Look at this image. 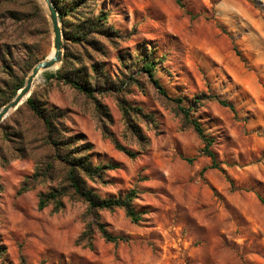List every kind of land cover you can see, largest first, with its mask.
Here are the masks:
<instances>
[{
	"label": "rangeland",
	"instance_id": "rangeland-1",
	"mask_svg": "<svg viewBox=\"0 0 264 264\" xmlns=\"http://www.w3.org/2000/svg\"><path fill=\"white\" fill-rule=\"evenodd\" d=\"M182 3L88 0L65 12L60 23L70 35L106 17L84 42L64 36L63 62L69 55V69L92 86L112 81L119 89L92 100L47 79L62 62L32 91L47 108L64 113L62 138L76 140V148L91 146L93 164L107 165L101 177L87 179L89 187L102 198L136 189L133 204L142 220L133 222L120 208L99 211L108 231L127 241L108 242L95 231L88 246L78 243L85 203L65 198L60 209L38 208L39 196L61 182L59 174L18 193L47 154L38 122L21 105L0 126V264H264V203L258 198H264V0ZM51 49L44 0H0V102L10 86L26 81L32 60ZM147 61L156 65L169 97L191 107L214 139L225 172L210 168L212 159L200 154L202 140L150 82ZM202 95L227 100L237 113L215 100L196 106Z\"/></svg>",
	"mask_w": 264,
	"mask_h": 264
},
{
	"label": "trees",
	"instance_id": "trees-1",
	"mask_svg": "<svg viewBox=\"0 0 264 264\" xmlns=\"http://www.w3.org/2000/svg\"><path fill=\"white\" fill-rule=\"evenodd\" d=\"M53 2L59 11L60 19H63L65 12L76 11L78 7L85 6L88 0H65L64 4H62V0H53ZM176 2L180 6H183L182 0H176ZM103 19L105 21L106 17L98 18L96 21H89L84 29H81L74 35H70L67 31H65V39L74 40L76 42L86 41L88 39V32L99 29V22ZM47 32L49 33L48 29ZM65 56L66 57L62 67L54 73L47 74V79H55L66 85H69L75 91L82 93L87 98L92 100L97 99V94H104L105 92L110 91L114 92L119 89L117 86H115V84L112 83V81H108L103 87L101 86L100 88L96 87V85L92 86L87 81L83 80V78L86 77H84L81 73H76L69 69V55ZM39 60L40 58H35L32 60L28 70L30 71ZM143 68L144 71L147 72L150 82L155 88L158 89L162 97L175 105L176 112L184 118L186 123L191 128H193L195 133L202 140L203 148L200 154L206 155L212 159V165L210 168L220 169L225 172L212 150L214 139L206 132L202 126V123L198 119L193 118L191 113L192 108L184 106L182 104V99L180 98L173 99L169 97L167 91L161 86L159 80L155 77L154 71L156 65L153 62L147 61ZM129 80H132L133 82L134 76H131ZM24 83L25 77L20 82L10 86L8 94H6V96H4L0 102V109L15 97L17 92L21 89V87H23ZM125 83L129 84L130 82L126 81ZM206 100H215L222 106L229 108L235 114L237 113L234 104L220 98L217 95L198 96L194 100V104L198 106ZM118 102L121 109L124 110V113L128 114V108L125 106L124 102L121 100H118ZM22 106L27 107L33 113L35 120L38 122L41 133L39 139L42 141V146L40 149L43 148L47 154L39 157V160H37L38 168L35 175L23 182L18 193L28 191L35 185L36 182L55 179L59 174V179H61V182L57 186L51 187L48 192L39 196L38 208L40 210L46 208L49 205H54L56 209H60L64 206L65 198L83 202L87 206L88 213L85 230L80 236L78 243L92 246L95 231H98L108 242L118 243L121 241H127V237L123 235H114L109 232L106 226L98 218L97 213L102 210H113L120 208L125 211L126 215L133 222H140L142 220V213L137 211L133 204L138 191L136 189H132L126 193L125 196L117 198L100 197L92 188L89 187L87 179L93 180L97 177H101L104 173V167L107 165L93 164L89 153L92 149L91 146H79V148H76V140L64 139L60 136L62 129L59 127L61 125L59 118L60 116L64 115V113H62L56 107L47 108L46 104H44L38 93L35 91L27 99V101L22 104ZM20 107L17 110H19ZM104 133L105 135H109L106 130H104ZM24 134L23 137H25ZM20 139H23L22 136ZM112 140L115 143L116 148L125 151L130 156L134 155V152L127 150L116 139L112 138ZM34 153L29 152L25 155L30 156ZM186 160L193 162L194 158H186ZM206 169L207 168H205V170ZM231 183L233 185L232 181ZM258 198L262 203H264V198L260 194H258ZM1 255L2 253L0 251V256Z\"/></svg>",
	"mask_w": 264,
	"mask_h": 264
},
{
	"label": "water",
	"instance_id": "water-1",
	"mask_svg": "<svg viewBox=\"0 0 264 264\" xmlns=\"http://www.w3.org/2000/svg\"><path fill=\"white\" fill-rule=\"evenodd\" d=\"M48 8V16L50 20V26L52 31V46L54 51L52 54L38 61L32 68L30 74L26 78V81L15 95V97L6 103L0 109V124L16 111L32 94L35 81L40 72L49 71L60 65L64 58V30L60 23L59 11L54 5L53 0H44ZM27 96V98H26Z\"/></svg>",
	"mask_w": 264,
	"mask_h": 264
},
{
	"label": "bare ground",
	"instance_id": "bare-ground-1",
	"mask_svg": "<svg viewBox=\"0 0 264 264\" xmlns=\"http://www.w3.org/2000/svg\"><path fill=\"white\" fill-rule=\"evenodd\" d=\"M53 51H54V47L52 46V49H51L50 54H52ZM50 54H49V55H50ZM58 66H59V65H57V66L54 67L53 69L57 68ZM53 69H51V70H53ZM45 72H46V71L40 72L39 75H38V77H37V79H36V81H40V80L42 79V76H43V74H44ZM36 81H35V83H36ZM26 98H27V96H26Z\"/></svg>",
	"mask_w": 264,
	"mask_h": 264
}]
</instances>
